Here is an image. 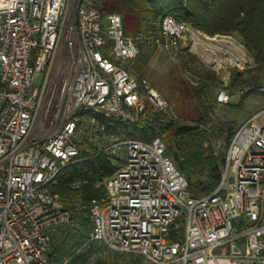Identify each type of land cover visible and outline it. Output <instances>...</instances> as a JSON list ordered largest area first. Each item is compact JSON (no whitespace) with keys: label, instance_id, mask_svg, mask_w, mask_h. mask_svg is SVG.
<instances>
[{"label":"built area","instance_id":"1","mask_svg":"<svg viewBox=\"0 0 264 264\" xmlns=\"http://www.w3.org/2000/svg\"><path fill=\"white\" fill-rule=\"evenodd\" d=\"M192 32L165 17L126 36L120 17L90 0H0V264H55L51 232L76 226L73 212L89 222L88 243L139 264H264V109L236 128L218 186L200 198L161 140L118 132L146 105L170 109L132 62L153 49L174 53ZM226 87L218 105L229 104ZM38 122L50 132L33 138ZM97 158L114 168L98 196L84 200L86 179L56 191L68 166Z\"/></svg>","mask_w":264,"mask_h":264},{"label":"trees","instance_id":"2","mask_svg":"<svg viewBox=\"0 0 264 264\" xmlns=\"http://www.w3.org/2000/svg\"><path fill=\"white\" fill-rule=\"evenodd\" d=\"M144 5V13L152 18V22L170 17L175 22L188 25L194 31L209 37L237 35L252 59V66L245 72L233 71L226 90L229 96L234 95L230 90L239 94L246 91L244 96L251 95L254 91L256 93L258 82L261 77L264 78V0H146ZM142 54L143 52L138 54L130 67L138 77L139 69H135V66ZM205 81L192 88L199 101L209 95L210 85ZM244 96H241V101ZM152 111L137 125H123L118 132L129 139L144 143H150L154 139L161 140L165 147V156L185 179L189 195L200 198L211 194L219 184L225 152L217 154L214 151L209 143L211 135L208 131H200L199 126L193 127L164 113ZM198 120L202 124L209 121L202 118ZM235 130L229 127L219 131L217 136L224 141L226 147ZM113 171L114 168L106 158L68 166L58 178L59 187L56 191L63 194L73 181L86 179L90 185L85 189L84 200L96 197L100 191L95 185ZM73 215L76 226L60 227L51 232L49 256L55 264V254L61 250L53 245L54 238L67 241L68 246L71 238L79 242L88 238V221L83 220L79 213L73 212ZM181 221L180 219L177 223L180 225ZM181 234L180 225L172 239L180 238ZM127 264H139V260L130 257Z\"/></svg>","mask_w":264,"mask_h":264},{"label":"rangeland","instance_id":"3","mask_svg":"<svg viewBox=\"0 0 264 264\" xmlns=\"http://www.w3.org/2000/svg\"><path fill=\"white\" fill-rule=\"evenodd\" d=\"M90 1L99 12L118 15L126 36L150 32L152 18L144 13L146 0ZM248 62L252 63V59L237 35L209 37L193 30L185 41L179 43L174 53L160 49L144 51L135 69H139L138 75L147 79L168 103L170 109L166 115L190 126H199L200 131H208L211 135L209 143L217 154H222L226 144L217 136L219 131L229 127L235 130L251 115L264 109V95L255 91L244 96L246 91L239 94L230 90L234 95L230 96L229 104L218 105L215 101L216 94L223 85L227 84L228 87L233 71L245 72L250 69L247 68ZM235 65L242 69L239 70ZM203 80L210 85V90L208 97L199 101L192 88ZM260 80L258 87L264 84V78L261 77ZM40 84L41 79L36 78L34 86L39 87ZM146 107L147 113H151V108ZM199 118L209 121L202 124L199 123ZM49 132L48 125L42 129L38 122L32 131V137L42 138ZM226 191H230L228 186ZM89 226L88 222L86 227L90 229ZM53 245L61 250L55 254L56 264H127L130 259L127 255L105 254L99 247L88 243V239H81L79 242L71 238L68 246L67 241L54 238Z\"/></svg>","mask_w":264,"mask_h":264}]
</instances>
